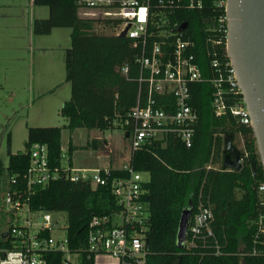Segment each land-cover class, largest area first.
Returning <instances> with one entry per match:
<instances>
[{
	"label": "trees",
	"instance_id": "trees-1",
	"mask_svg": "<svg viewBox=\"0 0 264 264\" xmlns=\"http://www.w3.org/2000/svg\"><path fill=\"white\" fill-rule=\"evenodd\" d=\"M201 1L202 9L182 10L175 20L187 24L184 38L193 44L191 52L196 63L203 76L210 79L214 73L207 39L211 35L208 21L214 14V0ZM32 4L48 8L49 13L45 19L33 20L34 35H48L56 28L70 29V47L64 57L70 98L60 108L66 126L29 128L23 152L11 153L7 134V165L0 160V250L16 245L8 235L15 220V214L6 211L4 204V196L9 193L12 200L26 203L32 213L63 214L69 250L79 254L78 264H94L86 251L89 224L93 217L111 218L120 209L111 184L73 183L61 177L28 191L25 176L30 151L35 144L43 145L52 168L65 163L73 167V154L79 148L69 140L67 150L63 151V130L125 131L129 113L137 103L138 51L127 38L95 34L94 21L79 16L74 0H32ZM217 50L222 60L228 59L224 42ZM123 67H128L126 75L121 71ZM213 91L208 82L190 85L189 104L198 118L190 148L168 136L166 144L153 141L130 155L128 166L147 176L142 185L143 200L149 206L145 264H264V255L259 252L262 247L256 243V221L263 198L258 187L264 182L256 141L251 127L238 124L230 114L222 117L214 114ZM226 135L232 136L233 145L236 135L242 138L240 170L222 169ZM99 145L98 139H93L80 148L98 150ZM110 169L111 179L128 177L122 168ZM200 191L210 196L212 228L222 252L219 256L201 248L177 246L180 217L191 207L190 222ZM6 226L7 230L1 231ZM49 235V231L42 233L46 238ZM44 260L46 264H63L64 257L50 253L44 255Z\"/></svg>",
	"mask_w": 264,
	"mask_h": 264
},
{
	"label": "built area",
	"instance_id": "built-area-1",
	"mask_svg": "<svg viewBox=\"0 0 264 264\" xmlns=\"http://www.w3.org/2000/svg\"><path fill=\"white\" fill-rule=\"evenodd\" d=\"M79 16L94 21L93 32L102 36L120 37L131 41L137 49L136 62L140 73L137 103L129 113L125 133L130 155L147 143L163 141L172 136L186 148L193 145L197 113L190 106V85L210 83L213 88L212 108L217 117L227 114L238 124L251 127V119L244 104L235 71L229 59L222 60L218 48L227 39V0H214L213 16L208 21L211 32L210 66L214 76L206 79L192 54L193 44L179 31L183 23L175 20L182 10H200L201 0H74ZM226 53V52H225ZM227 56V55H226ZM228 58V57H227ZM128 73V67L122 68ZM64 154L62 159L65 160ZM66 161V160H65ZM127 178L111 179L110 168L69 167L66 163L52 168L45 146L35 144L30 151V166L25 176L27 190L46 185L61 177L70 182H89L93 185L111 184L120 206L111 218L93 217L88 230L86 251L94 259L110 256L117 264H145L148 255L146 236L149 206L143 200L142 185L145 174L134 172L128 165L122 168ZM261 211L256 221V243L264 255V182L258 187ZM196 211L188 222L183 246L188 249H204L219 256L221 246L212 228L214 220L210 196L200 191ZM6 211L15 214L9 231L16 245L0 250V264H46L44 255L60 253L63 264H75L79 258L68 248L63 217L52 218L48 212L32 213L26 203L12 200L5 194ZM49 231V237L42 236ZM63 231V236L59 233ZM256 253L254 250L253 254Z\"/></svg>",
	"mask_w": 264,
	"mask_h": 264
},
{
	"label": "rangeland",
	"instance_id": "rangeland-1",
	"mask_svg": "<svg viewBox=\"0 0 264 264\" xmlns=\"http://www.w3.org/2000/svg\"><path fill=\"white\" fill-rule=\"evenodd\" d=\"M39 9L48 12L46 7H33L31 0H0V40L12 41L11 50L0 48V63L8 70L6 84L0 87V160L4 166L8 162V133L11 153H18L24 151L29 128L66 126L60 108L70 98L64 68L70 29L56 28L48 35H34L32 22ZM93 139L100 142L98 150L80 148ZM69 140L79 148L73 154L76 167L120 169L128 165L130 146L123 130L78 129L72 133L63 130V151L67 150ZM234 145L242 149L240 135L235 136ZM62 215L52 214V218ZM6 230L7 226L1 228L3 232ZM63 234L61 231L59 236ZM73 260L78 264L77 257ZM94 264H117V261L108 255L97 256Z\"/></svg>",
	"mask_w": 264,
	"mask_h": 264
},
{
	"label": "water",
	"instance_id": "water-1",
	"mask_svg": "<svg viewBox=\"0 0 264 264\" xmlns=\"http://www.w3.org/2000/svg\"><path fill=\"white\" fill-rule=\"evenodd\" d=\"M225 52L235 71L244 104L251 119L260 161L264 169V0H227ZM183 23L179 31L186 29ZM125 32L120 37H124ZM241 152L226 135L223 170H240ZM191 207L180 217L177 246L183 247Z\"/></svg>",
	"mask_w": 264,
	"mask_h": 264
},
{
	"label": "crops",
	"instance_id": "crops-1",
	"mask_svg": "<svg viewBox=\"0 0 264 264\" xmlns=\"http://www.w3.org/2000/svg\"><path fill=\"white\" fill-rule=\"evenodd\" d=\"M31 2H32V0H31ZM33 7H35V6H33ZM48 15H49L48 12L46 13V11L44 12V11H42V9H39L38 14H37L35 19H45L48 17ZM11 45H12V41L7 39V38H3L0 40V48H7V49L11 50ZM2 73H4L3 77H2ZM7 77H8V70H7V68H5V66H3L0 63V87H2L3 85L6 84ZM124 134H125V138L128 140V137H127L125 131H124ZM73 167H76V166L73 164ZM78 168H86V167H78Z\"/></svg>",
	"mask_w": 264,
	"mask_h": 264
}]
</instances>
